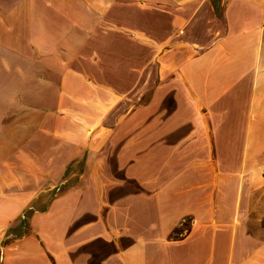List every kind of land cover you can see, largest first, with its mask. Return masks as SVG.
I'll use <instances>...</instances> for the list:
<instances>
[{
  "label": "crops",
  "instance_id": "crops-1",
  "mask_svg": "<svg viewBox=\"0 0 264 264\" xmlns=\"http://www.w3.org/2000/svg\"><path fill=\"white\" fill-rule=\"evenodd\" d=\"M0 264H264V0H0Z\"/></svg>",
  "mask_w": 264,
  "mask_h": 264
}]
</instances>
